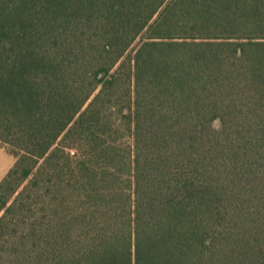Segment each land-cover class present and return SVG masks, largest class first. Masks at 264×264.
<instances>
[{
  "label": "trees",
  "instance_id": "trees-1",
  "mask_svg": "<svg viewBox=\"0 0 264 264\" xmlns=\"http://www.w3.org/2000/svg\"><path fill=\"white\" fill-rule=\"evenodd\" d=\"M0 264H264V0H0Z\"/></svg>",
  "mask_w": 264,
  "mask_h": 264
},
{
  "label": "rangeland",
  "instance_id": "rangeland-1",
  "mask_svg": "<svg viewBox=\"0 0 264 264\" xmlns=\"http://www.w3.org/2000/svg\"><path fill=\"white\" fill-rule=\"evenodd\" d=\"M16 158L11 154L10 149L0 142V183L14 165Z\"/></svg>",
  "mask_w": 264,
  "mask_h": 264
}]
</instances>
